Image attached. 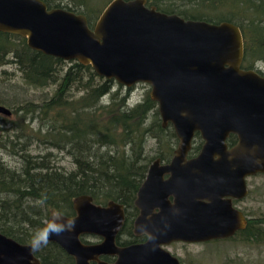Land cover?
I'll use <instances>...</instances> for the list:
<instances>
[{"label": "water", "instance_id": "95a60500", "mask_svg": "<svg viewBox=\"0 0 264 264\" xmlns=\"http://www.w3.org/2000/svg\"><path fill=\"white\" fill-rule=\"evenodd\" d=\"M0 31L43 54L88 64L125 87L147 84L162 125L169 122L178 140L168 162L149 163L135 193L132 233L144 241L115 244L121 204L73 199V215L63 217L75 227L48 240L73 264H179L165 248L170 242L227 238L244 226L231 200L246 195L245 177L264 173V77L240 68L235 25L184 19L145 0H111L89 27L83 14L41 0H0ZM0 114L10 111L0 105ZM194 131L202 144L187 158ZM229 134L236 142L228 146ZM84 234L100 241L83 243ZM35 251L0 232V264H39Z\"/></svg>", "mask_w": 264, "mask_h": 264}, {"label": "trees", "instance_id": "16d2710c", "mask_svg": "<svg viewBox=\"0 0 264 264\" xmlns=\"http://www.w3.org/2000/svg\"><path fill=\"white\" fill-rule=\"evenodd\" d=\"M41 1L47 8L83 14L91 27L109 0H104L98 11H92L83 0ZM238 1L257 4L255 0H145V4L184 19L214 22L219 19L212 17L211 12L222 11V17L228 19V12ZM255 12L263 11L257 8ZM4 65L15 66L29 86L54 85L53 93L39 102L25 101L6 108L14 115L22 113L17 123L12 122L16 125L13 131L27 127L26 112L35 119L43 118L42 127L36 128L31 137L43 143L44 149L54 148L67 155L72 168L64 170L60 165L49 164L54 155L48 151L30 155L26 152V138L18 141L23 136L18 138L16 133L6 142L0 139V150L10 151L20 163L14 168L0 160V232L19 243H29L33 232L42 228L49 216L73 215V199L87 195L95 204L113 201L122 205L125 217L115 238L117 245L140 242L142 238L131 233L135 193L148 164L155 158L167 162L177 142L171 125L162 126L149 90L131 103L133 85L125 87L98 76L90 65L77 60L65 61L33 50L23 37L0 31V67ZM194 138L188 155H195L200 148L197 133ZM149 139L153 141L149 149L153 154L146 156ZM235 141L234 134L226 138L228 146ZM237 233L246 241L264 243V217L259 221L249 217L245 227L234 234ZM121 235L127 238L121 240ZM34 255L39 264H73L71 256L53 242L41 246Z\"/></svg>", "mask_w": 264, "mask_h": 264}, {"label": "rangeland", "instance_id": "374dc122", "mask_svg": "<svg viewBox=\"0 0 264 264\" xmlns=\"http://www.w3.org/2000/svg\"><path fill=\"white\" fill-rule=\"evenodd\" d=\"M60 1L61 3L66 2V0L65 2L64 0ZM83 1L92 11H98L104 2V0ZM173 3L179 5L176 1H173ZM210 14L212 17L217 18L224 15L222 11L211 12ZM53 90L54 85L34 88L25 84L20 78V72L13 65L0 67V105L11 107V105L21 104L25 101L39 102L42 98L49 97L53 93ZM146 90H149L148 85L133 84L130 102L132 103L140 99ZM20 115L22 113L16 115L10 113L7 117L0 114V139L6 142V140L12 138L13 133H16L18 138L19 136H23L21 139L16 138L18 141L24 142V138H26V143L28 144L26 152L30 155L43 154L45 151H48L54 155L49 164L60 165L64 170L72 168L70 158L67 155L54 148L44 149L45 145L43 143L31 137L35 134L36 128L42 127L43 118L41 120L35 119L30 112H26L24 113V124L27 127L23 131L12 130L13 126H16L12 122L17 123L21 119ZM42 129H44V126ZM25 133L30 136H26ZM152 144L153 141L151 139L146 142L144 151L146 156L153 154V151L149 150ZM0 160L14 168L20 166L19 159L15 155L13 156L10 151L0 150ZM246 186L248 189L246 195L234 202V206L246 216L259 221L264 217V176L262 174L247 176ZM238 234L209 242H172L165 246V248L177 256L182 264H264V243L246 241ZM120 238L121 240H125L127 236L121 235ZM87 239L93 240L94 238L88 237Z\"/></svg>", "mask_w": 264, "mask_h": 264}, {"label": "flooded vegetation", "instance_id": "af4514ba", "mask_svg": "<svg viewBox=\"0 0 264 264\" xmlns=\"http://www.w3.org/2000/svg\"><path fill=\"white\" fill-rule=\"evenodd\" d=\"M111 1V0H109ZM108 1V2H109ZM262 1L264 0H255V3L257 2V4H254V3H246V1H238L237 4H235L231 10L228 12V15H231L230 17L227 18H224V17H220L218 18L219 20L217 21H214V22H209V23H219V22H229L233 25H235L239 32H240V35H241V41H242V55H241V60H240V68L243 69V70H251L255 73H257L258 75L264 77V46H263V41H264V2L262 3ZM105 7V6H104ZM257 8H260L262 9V13H256L255 10ZM246 13H248V15H246ZM100 14V13H99ZM98 14V16H99ZM175 14V13H174ZM177 15V14H176ZM97 16V17H98ZM97 17L95 18L94 22L96 21ZM181 17V16H180ZM86 18V17H85ZM194 20V19H193ZM87 21V19H86ZM205 21V20H203ZM93 22V24H94ZM207 22V21H206ZM87 24H88V21H87ZM92 24V25H93ZM92 27V26H91ZM255 37V38H253ZM256 38H258L259 42L256 43ZM245 51H247V53H245ZM158 112V111H157ZM159 115V114H158ZM160 118V117H159ZM161 120V119H160ZM169 122L165 123L164 125L162 126H165L166 124H168ZM162 124V123H161ZM170 124V123H169ZM171 125V124H170ZM172 128V126H171ZM173 130V129H172ZM174 133V132H173ZM197 133L198 136L200 137L199 133L197 131H194L193 132V135L191 137V141L192 139L194 138V134ZM175 135V134H174ZM176 137V136H175ZM236 138V137H235ZM177 139V137H176ZM194 140L196 141L197 139L194 138ZM200 140H201V144H202V139L200 137ZM191 141H190V145H191ZM198 141V140H197ZM178 142V140H177ZM177 142H176V145H177ZM236 142V141H235ZM234 142V143H235ZM233 143V144H234ZM232 145V144H231ZM201 146V145H200ZM175 149V148H174ZM189 151V150H188ZM194 155H188V152H187V155L186 157L187 158H190ZM171 158V157H170ZM154 160V159H153ZM159 160V159H158ZM170 160V159H169ZM168 160V161H169ZM167 161V162H168ZM160 163H166V162H161L159 161ZM149 165V164H148ZM148 167V166H147ZM147 170V169H146ZM256 174H262V173H256ZM255 175V174H254ZM166 177V175H163V178ZM249 177V176H248ZM246 178L245 177V185H246ZM246 190L248 191L247 189V186H246ZM135 198V197H134ZM241 199V198H240ZM237 200L239 199H232L231 202H232V205L234 206V202H236ZM235 207V206H234ZM123 208V207H122ZM236 208V207H235ZM135 209V214H134V217L137 215V209L134 207ZM237 209V208H236ZM239 210V209H238ZM242 215H243V218L245 220V224L242 228L240 229H243L246 225V220L249 218L248 216H246L245 214H243V212L241 210H239ZM74 213V211H73ZM123 214H124V217H125V212H124V209H123ZM72 216V215H71ZM70 217V216H68ZM133 217V219H134ZM124 220V218H123ZM47 220H45L46 222ZM44 222V224H45ZM123 223V222H122ZM44 226V225H43ZM120 230V229H119ZM239 230V229H238ZM237 231V230H236ZM235 231V232H236ZM119 232V231H118ZM234 232V233H235ZM131 233H132V228H131ZM233 233V234H234ZM118 234V233H117ZM116 234V236H117ZM133 236H137L139 238H142V241L145 240V236L143 234H140V235H134L132 233ZM115 236V238H116ZM232 236V235H231ZM230 236V237H231ZM88 237L90 238H94L93 240H89L87 239ZM228 238V237H227ZM79 239L81 240V242L83 243H97L100 241V238L97 237V236H93V235H81L79 237ZM222 239H225V238H222ZM213 240H217V239H212V240H208L209 241H213ZM172 242H182V241H172ZM170 242V243H172ZM202 242H207V241H202ZM139 243V242H137ZM169 243V244H170ZM182 243H197V242H182ZM116 244V243H115ZM131 244V243H130ZM117 245V244H116ZM127 245V244H126ZM168 245V244H167ZM166 245V246H167ZM171 255H173L172 253H170ZM175 256V255H173ZM179 262V264H182L180 262V259L175 256ZM72 258V257H71ZM99 259L101 260H104V261H107V262H110L114 259V257H111V256H106V255H103V256H100ZM73 260V258H72ZM92 264L94 262H91Z\"/></svg>", "mask_w": 264, "mask_h": 264}, {"label": "clouds", "instance_id": "9594fccd", "mask_svg": "<svg viewBox=\"0 0 264 264\" xmlns=\"http://www.w3.org/2000/svg\"><path fill=\"white\" fill-rule=\"evenodd\" d=\"M74 227V220L65 219L62 214L54 213L44 227L33 232L30 245L34 250H38L41 246L48 243L50 236L60 235L64 231L71 230Z\"/></svg>", "mask_w": 264, "mask_h": 264}, {"label": "bare ground", "instance_id": "6f19581e", "mask_svg": "<svg viewBox=\"0 0 264 264\" xmlns=\"http://www.w3.org/2000/svg\"><path fill=\"white\" fill-rule=\"evenodd\" d=\"M10 115V114H9Z\"/></svg>", "mask_w": 264, "mask_h": 264}]
</instances>
